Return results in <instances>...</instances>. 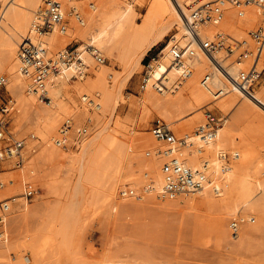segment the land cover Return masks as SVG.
I'll use <instances>...</instances> for the list:
<instances>
[{"label":"bare ground","instance_id":"6f19581e","mask_svg":"<svg viewBox=\"0 0 264 264\" xmlns=\"http://www.w3.org/2000/svg\"><path fill=\"white\" fill-rule=\"evenodd\" d=\"M42 1L6 0L0 13V78L6 77L13 89L14 106L16 104L17 113H20L19 124H32L40 137L38 144L31 146L32 153L35 152L32 159L19 169L0 174V200L14 197L3 223L5 226L10 215L22 218L35 256L28 264L80 263L82 255L71 250L67 243L82 215L110 209L127 216H138L145 212L141 202L146 199L147 203L156 202L158 198L169 200L162 207L164 211L182 203L186 212L200 208L219 212L223 235H226L230 218L245 216L248 220L246 235L230 240L225 236L235 247L252 240L251 232L263 234L264 154H258L252 148L244 150V140L257 129L264 131V79L256 84L261 86L256 94L233 87L224 69L238 78L250 67L251 61L236 58V53L227 55L223 49L214 53V57L209 56L192 41L184 23V16L190 17L197 6L216 4L218 0H140L147 6L140 23H137L134 6L137 0H95L93 6L84 0H60L66 30L62 31L61 25L56 24L38 41L48 54H53L65 50L71 40L76 39L80 43L77 47L79 61L63 65L58 74L48 77L46 91L50 101L47 102L41 101L39 94L33 91L29 76L21 70L19 58L20 46ZM77 16H81V20L76 19ZM260 28H264L262 6L226 4L222 20L200 23L198 32L204 40H213L217 34L224 33L234 41L245 42L243 49L254 50L251 33ZM173 32L160 53L146 66L141 103L158 111L169 126L174 124L179 128L182 131L179 136L186 138V145L164 144L162 142L166 140H155L152 136L129 140L119 120L114 128L99 126L100 115L115 109L119 98L107 86L112 70L106 62L98 63L94 53L101 54L106 61L113 60L133 75L148 53ZM173 47H189L195 50V55L186 53L181 63H176L171 54ZM233 57L235 60L230 59ZM263 61L264 52L259 70L264 66ZM188 67L192 70L190 76L184 74ZM90 70L94 77L86 79ZM207 75L211 81L204 87L203 80ZM75 79L79 82L73 94L69 88ZM217 89L226 90V94L213 101L211 96ZM90 100L94 103L90 104ZM212 102L227 119L224 117L217 136L206 141L197 133L192 121L198 112L206 113ZM68 118L73 119L74 128L67 145L59 147L55 139L63 121ZM83 123L88 124L91 132L95 131L91 140L88 133L80 135L77 132L78 124ZM244 123L247 126L241 128ZM146 149L154 153L152 158H144ZM168 149L180 153L195 172L204 170L207 165V180L202 189L194 194H182L178 196L180 200L162 197L168 173L169 158L165 155ZM228 153H231L232 164L227 162ZM26 182H38L44 190L43 201L36 207H30L23 198ZM128 188L136 193L133 201L127 194ZM254 219L258 222L251 226ZM32 223H39L37 230L31 228ZM32 231L37 232L32 235ZM9 252L8 245H0V259L7 258Z\"/></svg>","mask_w":264,"mask_h":264},{"label":"rangeland","instance_id":"374dc122","mask_svg":"<svg viewBox=\"0 0 264 264\" xmlns=\"http://www.w3.org/2000/svg\"><path fill=\"white\" fill-rule=\"evenodd\" d=\"M84 1L89 3L95 0ZM203 1L205 2L206 0ZM5 3L6 0H0V13ZM193 5L195 6L196 4ZM134 6L137 23H140L143 15L147 11V6L140 0L135 1ZM190 9L192 8L190 7ZM174 33L175 32L169 34V37L164 38L157 47L148 53L142 61V66L136 69L133 75L126 73L119 65H116L113 60L106 61V65L112 70V77L108 78L107 86L114 90L119 99L115 109L110 110L106 115H100L98 119L99 126L107 125L114 128L116 122L119 120L124 127L123 133L125 137L129 140H134L137 138L146 139L150 136L154 137L151 133V129L158 120L168 124L166 119L158 111L149 106L146 107V105H142V80L146 76V66H148L152 59L160 53L161 49L169 41L170 36ZM76 41L78 42L76 39L71 40L69 45ZM54 54L55 53L49 55L52 56ZM222 55L224 54L222 53ZM223 57H225V55L222 56V58ZM230 59L235 60V57ZM93 77L94 73L92 70L86 73V79H92ZM115 77H117V82L115 81ZM6 80V86L0 88V96L6 100L12 98L16 101L13 89L8 79ZM77 82H79V79H75L70 85L69 89L73 94ZM260 87L261 86H256L253 93L256 94ZM95 97H97V94H95ZM211 100L214 101L212 96ZM209 106L211 107L209 110H214L217 116L225 117V115L214 107L213 102ZM14 107L15 111H13L10 116V131L16 138L26 141V146L23 150L26 159L24 162L25 164L34 156L35 152L32 153L33 144H38L40 137L35 132V128L32 124H19L18 118L20 117V113H17L18 108L16 104ZM92 111L94 112L95 110L92 109ZM91 119L92 117L90 121ZM193 119V125L198 129L205 121V112H198ZM225 119H227V117H225ZM78 126L79 128H88L90 140L94 137L95 131L91 132L87 123L78 124ZM246 126L247 123H244L241 125V128H245ZM170 128L174 131L177 138H180L179 134L182 131L174 124H172ZM154 139L157 140L155 137ZM162 143L169 144L168 141ZM244 145V150L252 148L256 153L264 154V131L257 129L255 132L246 135ZM31 146H33L32 149ZM146 152H148V154ZM143 156L146 159H150L154 156V153L146 149V151L143 152ZM226 156L227 162L232 164L231 153L226 154ZM15 160L16 158L14 157L0 160V174L16 170L17 168L19 169L21 166L17 167L15 165ZM28 183L31 182H26V184ZM32 183L42 189V187H40L41 184L38 182ZM26 184L24 185V192L27 186ZM145 184H149V182ZM43 194L44 190L42 189L39 196L32 201H27L25 197L23 198L30 207H36L38 203L43 201ZM134 198V196H130L129 199L133 201L135 200ZM178 200H180L179 197ZM155 201L156 202L148 201V204L146 199L141 202V204H143V211L145 212L138 216H127L118 210L115 211L110 209H105L101 212L98 211V213L89 211L86 215L84 214L86 217L82 215L79 220L81 222H79V224L76 222L77 226H75L77 228L74 227L75 232L73 231L70 235L71 239L69 238V240L71 244L69 240L67 243L71 250L79 251L82 255V259L79 261L80 263L77 264H117V262L118 264H264V254L262 256V253H264V233L251 232L252 235L249 236L252 237L254 235L252 237L253 239L241 247L232 246L227 241L230 240V238L246 235L248 220L247 218L245 219V216L230 218L226 225V235H223L220 232L219 226L222 214L219 212L211 211L206 208L186 212V208L182 203L179 207L164 211L162 207H164L167 203L166 201L169 200L158 198ZM198 201L200 200L198 199ZM194 203L196 204V200ZM94 212L96 214H94ZM181 212H184V215ZM83 217H85V219ZM234 220L238 221L240 225L236 233H233L230 228ZM257 222L258 221L254 219L253 222H250L252 224L250 225L253 226L257 224ZM21 223L23 224L22 218L15 215H10V218L6 221L4 226L5 237L0 241V245H8L10 247V254H7V258L0 259V264H28L34 260L33 248H31L30 245V239L27 238L29 234L25 231L27 228ZM243 223L247 227H245ZM36 224L39 225V223ZM38 225L34 224L31 228L37 230ZM36 232L34 231V233ZM34 233L32 231V235H34ZM225 236H229V239L226 237V240Z\"/></svg>","mask_w":264,"mask_h":264},{"label":"built area","instance_id":"2783aa9c","mask_svg":"<svg viewBox=\"0 0 264 264\" xmlns=\"http://www.w3.org/2000/svg\"><path fill=\"white\" fill-rule=\"evenodd\" d=\"M226 4H234L237 7H242L250 4H259L264 9V0H218L216 4H205L197 6L190 14V17L184 16V23L188 28L191 39L195 42L203 52L211 57L213 54L224 50L228 54H237L236 58L249 59L250 67L241 72L238 78H234L224 68V72L230 78L231 84L242 91L252 94L259 80L264 79V66L259 70V62L264 52V28H260L251 33L255 41L254 50L242 48L245 42H237L230 38L229 35L219 33L213 40H204L198 32V25L203 22L218 23L224 16V7ZM91 6L94 5L92 1ZM242 9V8H241ZM242 15V11H240ZM81 20V16H77ZM64 18L61 12L60 0H43L41 7L37 10L30 31L20 46L19 58L21 62L22 72L29 76L32 89L38 93L41 101H50L46 91V81L52 74H58L63 65H69L74 61H79L77 47L79 42H74L65 50H60L50 56L38 41L40 37L47 34L53 29L56 24L61 25V30L65 31ZM242 48V50H241ZM188 53L195 55V50L188 48L179 49L173 47L171 54L176 63H181L182 57ZM94 57L98 63L106 62V59L99 53H94ZM264 65V61H263ZM191 68H185L184 74L190 76ZM147 74V73H145ZM210 76H206L203 80V86L207 87L210 83ZM144 78L142 84L144 85ZM6 77L0 78V88L6 86ZM226 90L217 89L213 93L214 101L223 97ZM94 103L93 100L89 101ZM14 111V100L11 98L6 100L0 96V160H5L10 157L16 158L15 165L20 167L25 160L22 153L25 148L24 139L16 138L11 131V114ZM225 121L224 117H219L214 113V110H207L205 113V121L198 128L197 133L202 139L210 141L214 139L219 131V128ZM74 128V121L71 118L66 119L61 125L58 136L55 139V144L59 147H65L71 131ZM80 135L88 133L87 127L77 129ZM152 134L158 140H166L171 145L183 147L186 145V138H177L170 126L158 120L151 129ZM165 155L169 158L166 168L168 170L167 180L165 183L162 197L166 199H174L182 194H194L202 189L207 180L206 168L200 172H195L190 166L185 163V160L178 152H173L172 149L165 151ZM26 189L23 196L27 201H32L40 192L41 189L33 183L26 184ZM127 194L135 196L136 193L132 189L127 190ZM13 198L0 200V241L4 238V223L3 217L10 212ZM239 228V222L234 220L231 223V231L236 233Z\"/></svg>","mask_w":264,"mask_h":264}]
</instances>
